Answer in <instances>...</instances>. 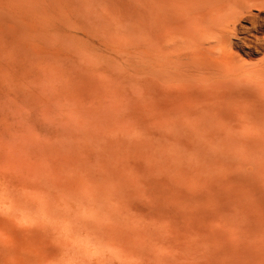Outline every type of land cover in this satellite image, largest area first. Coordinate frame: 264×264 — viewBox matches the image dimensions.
I'll return each instance as SVG.
<instances>
[{"label": "rangeland", "instance_id": "1", "mask_svg": "<svg viewBox=\"0 0 264 264\" xmlns=\"http://www.w3.org/2000/svg\"><path fill=\"white\" fill-rule=\"evenodd\" d=\"M0 264H264V0H0Z\"/></svg>", "mask_w": 264, "mask_h": 264}, {"label": "bare ground", "instance_id": "2", "mask_svg": "<svg viewBox=\"0 0 264 264\" xmlns=\"http://www.w3.org/2000/svg\"><path fill=\"white\" fill-rule=\"evenodd\" d=\"M218 1V0H217ZM220 1V0H219ZM238 1V0H237ZM236 2V1H235ZM221 3V2H220ZM224 3H225V1H224ZM224 3H223V5H224ZM225 4H228V3H225ZM260 8H261V6H259ZM251 11V10H250Z\"/></svg>", "mask_w": 264, "mask_h": 264}]
</instances>
